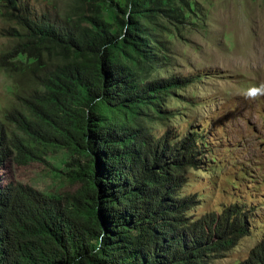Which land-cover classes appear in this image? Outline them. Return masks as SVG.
<instances>
[{
  "label": "trees",
  "instance_id": "1",
  "mask_svg": "<svg viewBox=\"0 0 264 264\" xmlns=\"http://www.w3.org/2000/svg\"><path fill=\"white\" fill-rule=\"evenodd\" d=\"M80 1L87 13L27 24L53 61L41 104L21 117L25 136L0 143V158L16 150L27 163L63 151L64 176L78 186L62 203L31 187L22 203L0 191V264H216L249 234L251 204L188 214L195 200L180 189L204 162L201 131L157 137L141 122L187 82L142 74L155 61L150 23L182 13L172 0ZM237 264H264V235Z\"/></svg>",
  "mask_w": 264,
  "mask_h": 264
},
{
  "label": "rangeland",
  "instance_id": "2",
  "mask_svg": "<svg viewBox=\"0 0 264 264\" xmlns=\"http://www.w3.org/2000/svg\"><path fill=\"white\" fill-rule=\"evenodd\" d=\"M171 5L183 17L150 23L155 61L142 74L145 80L180 76L187 82L163 95L141 122L157 137L201 131L204 162L187 169L180 189L195 200L188 214L218 212L237 199L251 204L249 234L215 259L237 264L264 235V0H172ZM78 11L89 9L80 0H19L16 8L0 0L3 146L4 137L11 143L25 136L21 117L34 116L32 107L41 104L40 80L53 61L48 46L27 39V24L41 14L59 19ZM70 160L59 150L50 163H27L12 150L0 158V191L22 203L31 187L62 203L78 186L64 176Z\"/></svg>",
  "mask_w": 264,
  "mask_h": 264
}]
</instances>
